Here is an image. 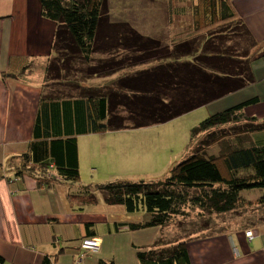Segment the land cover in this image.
<instances>
[{"label":"trees","instance_id":"obj_1","mask_svg":"<svg viewBox=\"0 0 264 264\" xmlns=\"http://www.w3.org/2000/svg\"><path fill=\"white\" fill-rule=\"evenodd\" d=\"M39 1L42 15L67 30L70 41L79 49V59L89 65L98 64L88 77L86 71L66 64L77 57L56 52L45 81L57 83L61 89L42 96L29 150L11 159L12 175L2 177L9 183L23 181L28 175L37 180L39 187H49L57 180L79 184V137L115 131V124L122 120L124 124H118L116 130L127 129L124 125L148 126L170 111L211 105L256 84L247 49L256 42L233 0H169L168 8L174 10L183 29L178 34L173 35L170 29L164 34L169 36L171 47L163 44V38L156 40L136 32L131 22H112L110 0ZM148 1L157 2L160 9L157 0ZM134 2L123 1L122 9L131 11ZM171 23L168 18L167 25ZM112 28L122 29L123 33L111 39ZM118 50L133 55L143 52L147 60L159 62L131 76L119 77L113 82L115 88L107 90L81 88L76 79L66 80L72 71L88 78H108L125 70L129 62L122 59L126 56L116 57ZM258 102V98L250 99L203 121L193 130V136L204 134L198 147L172 168L164 182L116 180L79 185L77 195L93 203L102 195L108 206L123 207L127 213L139 216L138 221L122 224L131 231L168 226L186 207L197 208L202 215H221L255 204L247 203L243 192L264 191V141L256 139L257 135L264 137V119L249 117L244 111ZM42 264L53 262L45 257ZM138 264L191 263L186 242H180L168 247L155 244L139 251Z\"/></svg>","mask_w":264,"mask_h":264},{"label":"crops","instance_id":"obj_2","mask_svg":"<svg viewBox=\"0 0 264 264\" xmlns=\"http://www.w3.org/2000/svg\"><path fill=\"white\" fill-rule=\"evenodd\" d=\"M157 1L172 22L167 25L170 32L173 35L182 32L178 16L168 8L169 0ZM233 1L256 42L254 47H247L256 84L212 103L211 107L216 106L221 112L258 98L259 102L251 106H256V110L247 115L263 120L264 0ZM57 51L80 58L67 30L42 15L39 0H0L1 264H42L45 257L53 264H138V252L154 246L161 238L157 239V228L131 231L122 225L138 221L137 215L118 207L120 215L100 216L99 196L93 203L77 195L81 182L70 184L57 180L49 187H39L37 180L28 175L16 183L2 178L12 175L10 160L29 150L42 96L55 92L50 88L52 82H46L44 77ZM73 61L77 60L66 64L75 67ZM25 71L29 76L22 78L19 73ZM256 139L264 141L259 135ZM248 231L253 233L251 241L246 237ZM90 232L100 240V249L86 254L81 243ZM185 236L188 239L181 236L178 241L186 242L191 264H264V224L217 234L191 232Z\"/></svg>","mask_w":264,"mask_h":264},{"label":"rangeland","instance_id":"obj_3","mask_svg":"<svg viewBox=\"0 0 264 264\" xmlns=\"http://www.w3.org/2000/svg\"><path fill=\"white\" fill-rule=\"evenodd\" d=\"M123 1L129 0H110V19L112 22H131L130 26L136 32L156 40H158L157 38H163L161 40L163 44L171 47L169 36L164 35L169 31L167 26L168 14L164 8L159 9V7H156L154 1L135 0L137 2L131 3L130 8L132 11H129L126 8L122 9ZM156 10L159 11L155 13ZM153 14H156L155 18ZM109 32L111 39H114L118 32L123 33L122 29L115 28L110 29ZM104 41L105 37L102 36L101 42ZM143 54L145 53L139 52L133 55V53L118 50L116 57L126 56L122 59L129 62V65L125 70L108 78H88L90 70L96 67L98 63L89 65L83 61L80 62L79 58H76L77 61L71 63L75 66L74 69L86 71L88 77L73 71L65 77L68 81L76 79L75 83L80 85L81 88L95 87L106 90L115 88L113 82L119 77L131 76L159 62V60H147L149 57H144ZM160 54L161 52L158 55ZM97 58L105 59L104 56H97ZM119 65H112V67H108V70L115 69ZM114 72H117V70ZM19 74L22 78L29 76L27 71ZM50 88L58 91L61 86L52 82ZM247 108L244 111L246 115L256 110L257 107L249 106ZM218 112L220 110H217L216 106L194 105L183 112L170 111L148 126L130 128V125H124L123 127L127 129L116 130L118 124H124V120H122L115 124V131L79 137V162L82 166L80 182L83 186L106 184L116 180L143 181L151 184L164 182L169 177L172 168L189 158L198 147L204 134L193 136V130ZM126 120L127 123L131 121L128 118ZM243 193L247 203L255 202V204L243 206L226 214L206 213V215H202L199 209L186 207L184 213L173 217L168 226L157 228V239L158 237L161 239L156 246H174L180 243L178 238L182 236V238L188 239V236L185 235L191 232L217 234L232 229L245 228L249 225L264 224V202L261 201L262 197V200H264V191H244ZM101 198L99 195L97 210L100 216L107 218L109 213L120 215L118 207L108 206Z\"/></svg>","mask_w":264,"mask_h":264},{"label":"built area","instance_id":"obj_4","mask_svg":"<svg viewBox=\"0 0 264 264\" xmlns=\"http://www.w3.org/2000/svg\"><path fill=\"white\" fill-rule=\"evenodd\" d=\"M246 237L251 241L253 239V233L251 231L246 232ZM81 248L86 254L96 253L100 249V240L98 238L85 239L81 243Z\"/></svg>","mask_w":264,"mask_h":264}]
</instances>
